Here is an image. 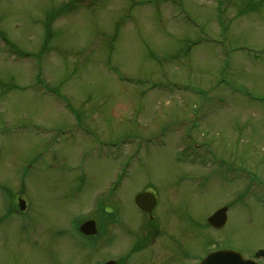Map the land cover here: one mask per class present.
<instances>
[{
	"label": "rangeland",
	"instance_id": "rangeland-1",
	"mask_svg": "<svg viewBox=\"0 0 264 264\" xmlns=\"http://www.w3.org/2000/svg\"><path fill=\"white\" fill-rule=\"evenodd\" d=\"M174 1L0 0V264L264 249V0ZM95 215L87 248L72 227Z\"/></svg>",
	"mask_w": 264,
	"mask_h": 264
},
{
	"label": "water",
	"instance_id": "water-1",
	"mask_svg": "<svg viewBox=\"0 0 264 264\" xmlns=\"http://www.w3.org/2000/svg\"><path fill=\"white\" fill-rule=\"evenodd\" d=\"M75 2H81L86 0H74ZM152 203V196L141 194L136 197V203L143 210L148 211L149 203ZM213 227H221L225 221V209H220L214 213L208 220ZM93 226V223L85 224L87 226L84 229H88L89 225ZM84 229L81 227V230L85 233ZM264 256V250L257 252L256 256ZM106 264H114L113 262H108ZM200 264H255L252 261L244 260L239 254L231 251H217L212 254H209Z\"/></svg>",
	"mask_w": 264,
	"mask_h": 264
}]
</instances>
